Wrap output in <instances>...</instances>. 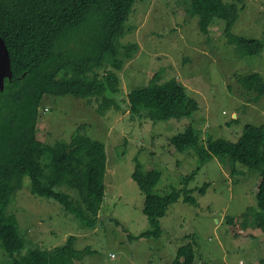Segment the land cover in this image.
I'll list each match as a JSON object with an SVG mask.
<instances>
[{
	"label": "rangeland",
	"instance_id": "obj_1",
	"mask_svg": "<svg viewBox=\"0 0 264 264\" xmlns=\"http://www.w3.org/2000/svg\"><path fill=\"white\" fill-rule=\"evenodd\" d=\"M224 1L241 7L232 29L235 35L264 40V0ZM225 25L215 18L208 33H203L198 17L188 15L185 0H137L125 21L121 42L139 46L118 71L121 91L115 97L119 107L99 113V102H88L82 96L43 98L38 139L50 144L70 140L80 125L87 124L81 131L105 143L106 195L99 223L96 228L85 227L57 201L34 195L29 176H25L10 208L19 219L20 231L27 233L26 245L14 254L0 248V264L37 246L62 245L70 235H77L75 247L85 253L76 264H171L178 248L189 242L196 251L194 264H252L264 258V231L252 225L245 229L246 224H241L255 218L258 210L253 189L258 170H249L244 164L236 167L229 158L228 162L215 156L188 185L198 206L182 198L172 204L161 218L159 238L142 235L150 222L143 211L145 194L132 176L137 161L144 170L160 169L162 177L154 192L164 195L172 187L181 188L182 177L198 164L193 148L176 151L170 137L192 124L204 141H237L246 124L264 123V96L256 100V93L246 91L239 81L241 75L253 71L264 76V49L249 54L235 41L239 50L229 41ZM112 67L107 63L101 71ZM173 76L186 84L189 94L199 101V109L181 119L132 117L127 94L151 79L163 82ZM204 183L210 186L201 194L198 188ZM229 216L235 217L243 233H233Z\"/></svg>",
	"mask_w": 264,
	"mask_h": 264
},
{
	"label": "trees",
	"instance_id": "obj_2",
	"mask_svg": "<svg viewBox=\"0 0 264 264\" xmlns=\"http://www.w3.org/2000/svg\"><path fill=\"white\" fill-rule=\"evenodd\" d=\"M136 1L0 0V34L10 49L13 70L12 78L6 80L0 92V248L4 251L14 254L26 245L27 233L20 231L19 219L10 208L14 195L23 188L25 176L31 179L30 190L34 195L57 201L83 226L97 227L106 195L105 143L81 131L87 124L80 125L70 140L59 139L50 144L38 139L39 107L46 95L68 94L99 102L96 107L99 113L119 107L115 97L121 91L118 71L139 46L121 42L125 21ZM185 2L188 15L198 17L203 33H208L213 20L220 18L226 23L225 33L231 43L237 41L249 54L264 49L263 39L232 32L241 8L237 2ZM107 63L113 67L102 72ZM156 79L127 94L132 117L145 116L155 121L181 119L199 109V101L189 94L181 78L173 76L163 82ZM239 81L246 91L256 93V100L264 96V76L260 72L241 75ZM169 142L176 151L193 148L198 164L182 177L181 188L172 187L162 195L154 192L162 171L144 170L137 161L132 176L145 194L143 211L150 222L143 236H161V218L180 198L198 206V199L188 185L215 156L223 161L229 158L236 167L244 164L249 170L259 171L253 185L258 210L255 218L249 222L245 219L241 224H246L245 229L252 225L264 231V123L246 124L237 141L225 138L204 141L201 131L190 124L170 137ZM209 186L210 183H204L198 188L199 193L205 194ZM227 222L235 235L241 234L243 228L236 224L235 217L229 216ZM76 241L77 235H70L62 245L31 248L8 264H76L85 257L84 251L75 247ZM195 258L194 244L189 242L178 248L171 264H194ZM255 261L252 264H264V258Z\"/></svg>",
	"mask_w": 264,
	"mask_h": 264
},
{
	"label": "water",
	"instance_id": "obj_3",
	"mask_svg": "<svg viewBox=\"0 0 264 264\" xmlns=\"http://www.w3.org/2000/svg\"><path fill=\"white\" fill-rule=\"evenodd\" d=\"M12 75L10 50L0 34V91L4 90L6 79H11Z\"/></svg>",
	"mask_w": 264,
	"mask_h": 264
},
{
	"label": "clouds",
	"instance_id": "obj_4",
	"mask_svg": "<svg viewBox=\"0 0 264 264\" xmlns=\"http://www.w3.org/2000/svg\"><path fill=\"white\" fill-rule=\"evenodd\" d=\"M6 41V40H5ZM7 44V43H6ZM8 46V45H7ZM9 48V47H8ZM10 50V49H9ZM10 56H11V54H10ZM11 62H12V60H11ZM6 80H9L8 78L6 79ZM188 90V89H187ZM0 92H2V91H0ZM30 179V178H29ZM30 183H31V179H30ZM243 233V232H242Z\"/></svg>",
	"mask_w": 264,
	"mask_h": 264
},
{
	"label": "bare ground",
	"instance_id": "obj_5",
	"mask_svg": "<svg viewBox=\"0 0 264 264\" xmlns=\"http://www.w3.org/2000/svg\"><path fill=\"white\" fill-rule=\"evenodd\" d=\"M12 72H13V70H12ZM13 76V75H12Z\"/></svg>",
	"mask_w": 264,
	"mask_h": 264
}]
</instances>
